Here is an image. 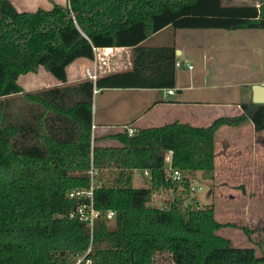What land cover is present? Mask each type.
I'll use <instances>...</instances> for the list:
<instances>
[{
  "label": "trees",
  "instance_id": "trees-1",
  "mask_svg": "<svg viewBox=\"0 0 264 264\" xmlns=\"http://www.w3.org/2000/svg\"><path fill=\"white\" fill-rule=\"evenodd\" d=\"M253 2L69 0L20 13L0 0V264H156L166 255L172 264H264L255 248L220 235L254 231L219 222L214 206L189 201L195 173L215 177L218 131L252 123L263 133L264 104H243L240 116L206 127L176 122L134 136L125 129L113 136L117 147L93 139L95 89L176 88L175 48L145 47L150 37L166 28L264 30V0ZM109 48H132V70L68 84L71 64ZM41 67L62 85L26 92L20 77ZM169 151L172 168L184 175L180 183L167 172ZM136 169L151 170L149 188L134 187ZM91 170L96 209L115 212L93 232L69 217L77 202L68 197L91 188ZM170 190L178 194L173 203L149 206Z\"/></svg>",
  "mask_w": 264,
  "mask_h": 264
},
{
  "label": "crops",
  "instance_id": "crops-1",
  "mask_svg": "<svg viewBox=\"0 0 264 264\" xmlns=\"http://www.w3.org/2000/svg\"><path fill=\"white\" fill-rule=\"evenodd\" d=\"M10 1L20 13L49 11L55 5L67 6L69 4V0ZM168 29L170 28L150 37L144 46L175 48L177 62L182 63L176 71L175 93L167 95V89H109L103 91L96 89L98 92L94 94L93 99V126L95 136L99 139L101 146H119L113 136L123 133L126 128H132L138 132L176 122L194 127H206L219 118L240 116L243 113L241 106L252 102L251 89L242 94L232 93V88L235 87L233 85L232 88L224 89L223 78H229V74L222 71L217 64H213V56L203 50L207 45H213L212 50L215 47L217 52H222L221 46L197 40L193 43V31H166ZM197 44L201 45L197 47L195 46ZM109 49H112V53L108 56L104 55V49H99L94 60L78 59L71 64L67 68L68 84L75 85L91 80L87 75L88 72L96 74L100 79L132 70L134 56L132 48ZM187 64L193 66V69H189ZM19 84L26 92H37L62 85L42 67L37 73H29L20 77ZM255 84L259 83H243L238 87L248 85L252 87ZM251 132L255 133L252 123L239 127L221 128L217 133L216 151L222 137L227 141L229 139L238 140V138L249 136ZM226 146L228 147L229 144ZM168 196L169 194L166 195V199H163L162 205L169 199Z\"/></svg>",
  "mask_w": 264,
  "mask_h": 264
},
{
  "label": "rangeland",
  "instance_id": "rangeland-1",
  "mask_svg": "<svg viewBox=\"0 0 264 264\" xmlns=\"http://www.w3.org/2000/svg\"><path fill=\"white\" fill-rule=\"evenodd\" d=\"M224 3L258 4L253 0H224ZM166 31H193V43L197 40L221 46L222 52H217L215 47L212 50L213 45H207L203 50L213 56V64H217L222 71L229 74V78H223L224 89L232 88L233 85L235 87L232 88V93L242 94L244 91L246 93L249 89L252 90L253 87L249 85L238 87L243 83L264 84V30H175L170 28ZM201 44L195 46L199 47ZM222 138L216 151L215 177L211 179L199 172L193 176L192 185L202 188L196 193L200 199V206H214L219 222L235 223L255 232L248 237L239 229L228 228L221 231L220 235L232 240L236 247L255 248L258 256L261 257L264 254V132L261 134L251 132L249 136L238 138V140L227 141L224 137ZM256 142L259 144L257 145ZM227 144H229L228 147ZM103 179L111 180L112 176L105 174ZM134 187L149 188L150 182L142 175L135 174ZM166 195H153L149 206H161ZM156 264L172 263L166 255L157 259Z\"/></svg>",
  "mask_w": 264,
  "mask_h": 264
},
{
  "label": "built area",
  "instance_id": "built-area-1",
  "mask_svg": "<svg viewBox=\"0 0 264 264\" xmlns=\"http://www.w3.org/2000/svg\"><path fill=\"white\" fill-rule=\"evenodd\" d=\"M104 55L108 56L112 53V49H104L103 51ZM98 52L95 50V55H97ZM182 63L177 62L176 67H181ZM189 69H193V66L187 64L186 65ZM88 77L93 81H97L96 74H92L90 72L87 73ZM98 91L95 89L94 94H96ZM175 93V89H169L167 91V95H173ZM95 127L93 126V139L95 137ZM126 131L128 132L129 136H134L137 134V131H135L132 128H126ZM172 155L173 152L169 151L166 156V163H167V172L170 174V177L173 179L174 183H180L184 179V175L179 170H174L172 168ZM134 175L137 174L138 176L142 175V177L149 182L152 180V172L149 169H136L133 171ZM91 179H92V185L90 189L87 190H73L69 192L68 197L69 199L76 201L77 205L75 209L69 214V217L71 219H77L81 222H84L87 224V226L90 228L91 232H93L96 221L100 219H106L108 222H111L115 218V212L109 211L106 214H103L101 211L96 209L95 206V198H94V185L93 180L95 175H97V172L94 170H91L90 172ZM202 188H197L195 185H191L190 187V198L189 201H195L196 203L200 202V199L196 195L198 191H201ZM163 194H170L169 199L163 204V206H167L170 203H173L175 199H177L178 194L174 190L167 191ZM155 196H158L155 194ZM197 209H200L199 207ZM90 252V250H89ZM88 252V253H89ZM88 263H90L88 261Z\"/></svg>",
  "mask_w": 264,
  "mask_h": 264
},
{
  "label": "water",
  "instance_id": "water-1",
  "mask_svg": "<svg viewBox=\"0 0 264 264\" xmlns=\"http://www.w3.org/2000/svg\"><path fill=\"white\" fill-rule=\"evenodd\" d=\"M252 93L253 104H264V84H255L252 87Z\"/></svg>",
  "mask_w": 264,
  "mask_h": 264
}]
</instances>
